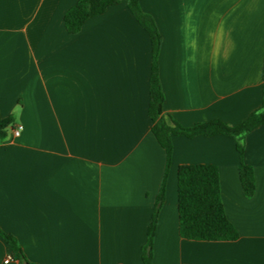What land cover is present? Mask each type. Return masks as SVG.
<instances>
[{"label":"crops","instance_id":"crops-1","mask_svg":"<svg viewBox=\"0 0 264 264\" xmlns=\"http://www.w3.org/2000/svg\"><path fill=\"white\" fill-rule=\"evenodd\" d=\"M78 0H0V228L32 264H144L166 170L149 117L152 47L127 1L76 35ZM161 33L170 124L239 125L263 103L264 0H139ZM153 264H264V125L245 137L256 192L243 194L236 140L174 136ZM215 165L235 241L181 237L178 171ZM10 259L7 263L6 260ZM0 264H19L0 237Z\"/></svg>","mask_w":264,"mask_h":264},{"label":"trees","instance_id":"trees-1","mask_svg":"<svg viewBox=\"0 0 264 264\" xmlns=\"http://www.w3.org/2000/svg\"><path fill=\"white\" fill-rule=\"evenodd\" d=\"M132 15L148 33L152 47V65L150 78V102L148 114L153 123L152 132L166 152L167 164L163 177L158 202L148 228V242L143 249L144 264H153L152 245L157 232L162 203L165 198L166 181L171 165L174 136L193 138L196 136L212 137L223 135L236 140L241 163L239 166L240 182L246 198H252L256 192L254 169L243 161L245 137L264 125V88L262 107L253 112L239 125H229L220 120L198 123L185 127L172 121L170 124L164 113L165 97L159 74V55L162 36L154 18L143 11L139 0H126ZM122 0H78L64 17L68 33L76 35L91 18L104 14L110 7ZM264 78V74H263ZM14 124L12 116L0 114V140L8 136L9 128ZM178 212L179 232L182 238L194 241H235L239 233L228 219L222 200L220 171L215 165H183L178 171ZM0 237L10 247L11 256L19 264H32L26 258L18 240L0 228ZM150 250L148 251V249Z\"/></svg>","mask_w":264,"mask_h":264},{"label":"built area","instance_id":"built-area-1","mask_svg":"<svg viewBox=\"0 0 264 264\" xmlns=\"http://www.w3.org/2000/svg\"><path fill=\"white\" fill-rule=\"evenodd\" d=\"M22 130H23V126L22 125H16V124H13L9 128V132H11L15 138H17V137H19L21 135ZM9 261H10V259L6 260L7 263Z\"/></svg>","mask_w":264,"mask_h":264},{"label":"water","instance_id":"water-1","mask_svg":"<svg viewBox=\"0 0 264 264\" xmlns=\"http://www.w3.org/2000/svg\"><path fill=\"white\" fill-rule=\"evenodd\" d=\"M150 250V248L148 249V251Z\"/></svg>","mask_w":264,"mask_h":264}]
</instances>
